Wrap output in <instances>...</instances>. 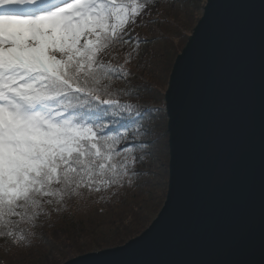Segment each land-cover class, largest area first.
<instances>
[{"label":"snow or ice","instance_id":"6c2138e0","mask_svg":"<svg viewBox=\"0 0 264 264\" xmlns=\"http://www.w3.org/2000/svg\"><path fill=\"white\" fill-rule=\"evenodd\" d=\"M161 5L183 10L184 0H0V238L30 246L37 221L62 214L68 201L111 203L153 174L137 165H149L156 114L167 108L119 97L129 86L137 97L152 90L131 84L130 65L153 67L140 45L156 38L136 29L168 23ZM208 8L177 54L168 95L182 86Z\"/></svg>","mask_w":264,"mask_h":264},{"label":"water","instance_id":"95a60500","mask_svg":"<svg viewBox=\"0 0 264 264\" xmlns=\"http://www.w3.org/2000/svg\"><path fill=\"white\" fill-rule=\"evenodd\" d=\"M209 5L181 88L168 95L174 64L165 93L161 210L124 245L64 264H264V0H207L201 20Z\"/></svg>","mask_w":264,"mask_h":264},{"label":"trees","instance_id":"16d2710c","mask_svg":"<svg viewBox=\"0 0 264 264\" xmlns=\"http://www.w3.org/2000/svg\"><path fill=\"white\" fill-rule=\"evenodd\" d=\"M206 3L207 0H184L183 10L178 9L177 11H171L169 9L165 11L164 8H162V10L174 22V24H177V26L167 23L161 25L166 34L168 43L166 48L163 50L161 57L158 59H153L152 57L150 58L152 62H154L153 68H151V71L153 70L151 78L156 84L151 85L152 90L150 92L142 94L139 97H137L135 92L129 86V95L125 96L121 94L119 97L121 100L140 103L148 102L157 107L166 105L165 93L168 88L169 78L174 66V61L177 58V54H180L186 47L187 42L190 36L193 34L194 28L198 23V18H201L200 15H197L198 13L203 12ZM161 6L165 7L164 5ZM156 72L159 73L157 74L158 76L156 75ZM141 83L144 82L138 80L131 81L132 85H138ZM117 87H125V85L123 82L118 81ZM156 117V123L158 125L156 131L158 135L153 141L152 159L149 165H137L138 169L150 168L153 174L150 177H141L136 181L135 187L126 186L125 188L120 189L116 195H113L114 197L112 196L114 204L102 202L107 210L113 212V215L115 214L114 222L119 223L118 230H120L122 233L119 232L116 238H114L118 245L125 244L127 240H131L138 236L140 231H144L151 224L153 217L157 216L166 199L167 193L159 196V194L156 192L157 188L154 186L153 181L157 177L164 180L169 179L170 155L168 116L166 111H163L161 113H157ZM104 122L109 123V120L106 119ZM160 160H163L164 162L160 164ZM168 185L169 182H167L165 186L167 187ZM74 201L75 198L68 201V207L65 210L69 211L67 215L70 217L73 216L72 213L79 215V210H77L78 208H74ZM131 201L137 202L135 205H131ZM123 204V208L117 209L118 206H123ZM64 212L57 217L59 220L64 218ZM64 215L66 216V214ZM75 217L78 219V216ZM47 220L48 224L43 225L42 227H60V224L57 225L55 222L56 220H54V217H51L50 219L47 218ZM37 223L39 224L40 222L37 221ZM95 245L102 249L104 244L100 239L96 241ZM85 249L78 248L80 253L85 254L91 252L92 245H90L86 250Z\"/></svg>","mask_w":264,"mask_h":264},{"label":"rangeland","instance_id":"374dc122","mask_svg":"<svg viewBox=\"0 0 264 264\" xmlns=\"http://www.w3.org/2000/svg\"><path fill=\"white\" fill-rule=\"evenodd\" d=\"M162 8L164 7L161 6V11H163ZM199 15L202 17L203 12L198 13L197 16ZM161 19H167L169 21L167 24L177 26V24H174L164 11ZM136 31L140 36L147 35L156 38L153 44L140 45L142 54L149 59L151 57L153 59L161 57V54L168 43L166 34L161 25L139 27ZM161 33L163 34V39L160 38ZM128 47L131 48V45ZM122 54L123 53H120V55L114 59L113 62H119V60L122 59ZM105 59H109V57H105ZM130 67L136 73L137 77L133 80L142 81L150 85L156 84L151 78V74H153V70L151 71V68L137 67L135 62L130 65ZM158 72H156V75L159 74ZM145 106L154 105L145 102ZM163 162V160H160L159 163L162 164ZM167 182H169V179L164 180L159 177L154 179L153 183L157 188L156 192L159 196L167 193L168 186H165ZM136 202L131 201V205H135ZM111 203L114 204V200L112 198ZM74 206V208H78L77 210H79V215L72 213L73 216L70 217L67 215L69 213L67 210L64 212L66 216L63 214V221L57 218L60 214L52 215L54 220H56L55 222L57 225L60 224V227H42L43 225L48 224V217H41L39 220L40 223H37L36 227L32 229L35 235L30 237L26 242L30 243V246H15L10 239L6 237L0 238V264H64L71 259L83 255L80 253L78 248L87 249L90 245H92L91 252H98L104 249L121 246L117 244L116 240H114L119 232L122 233L118 230L119 223L114 222L115 214L113 215V212L107 210L102 202L95 203L91 198L85 195L83 199L75 198ZM123 207L124 204L123 206H118L117 209H121ZM75 216H78V219ZM155 217L156 216L153 217V220ZM142 232L143 231H140L139 235ZM100 239L104 244L102 249L95 245L96 241ZM128 241L129 240H127V242Z\"/></svg>","mask_w":264,"mask_h":264},{"label":"built area","instance_id":"2783aa9c","mask_svg":"<svg viewBox=\"0 0 264 264\" xmlns=\"http://www.w3.org/2000/svg\"><path fill=\"white\" fill-rule=\"evenodd\" d=\"M122 103H126V101H121ZM128 103H130V102H128ZM136 103H138V102H136ZM139 104H141V105H145V103H139Z\"/></svg>","mask_w":264,"mask_h":264}]
</instances>
